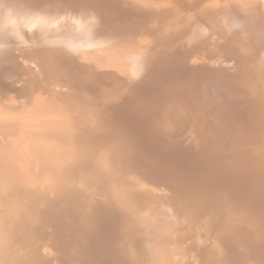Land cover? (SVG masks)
Wrapping results in <instances>:
<instances>
[{"label":"bare ground","instance_id":"bare-ground-1","mask_svg":"<svg viewBox=\"0 0 264 264\" xmlns=\"http://www.w3.org/2000/svg\"><path fill=\"white\" fill-rule=\"evenodd\" d=\"M137 1L135 0L134 2L133 0H0V106L1 108L2 105L7 103L5 99L7 97L8 98L11 97V95H9V92L11 90L16 91V89L18 88L17 84L15 83L16 81L14 82L13 77L14 75H16L14 74L15 72L19 74L17 72L18 71L17 68L21 69L23 67L24 69L22 68V70L27 71L26 73H28L29 78H31L30 80H28V82L32 80L31 84L30 82L29 83L27 82L29 84L28 86L29 89L31 88L32 91L35 90L37 91L41 89L43 93L46 92V94H44L45 96H48L51 93L53 94L56 93V98H55L56 106L62 103L68 104L69 108L70 107L73 108V111L75 113L73 115H75V118L76 117L78 118L77 119L78 121H80L81 119L87 116L88 112H86L85 110L86 108H91L93 109V111H99V107H101L102 105L107 106L106 110L108 111L109 109L110 111L106 113L107 114L106 117L107 119H109L108 122L107 121L106 122L109 123V128H111L109 132L111 133L112 137H114L115 139L119 138L122 141L123 132L130 135L133 134L134 136L137 135L138 137L137 140L142 145L149 146L150 148L152 147L153 150L158 151L157 153L159 154H157V156L161 158L162 161H164V165L162 166H164L165 169H168L169 173L173 172L174 175H176L177 173L178 174L181 173V176H183L184 179L187 178L186 180L188 181V183L192 184L194 188L197 186L205 193L210 192L213 193L212 195L214 194L216 195L218 193L220 196H222L224 192L246 195L254 191L256 195V200H254L255 207L256 208L260 207V210L257 211V214L255 216L258 217L260 223L262 221L264 223V210H261V206H263L264 203V152H260L259 154L255 153L254 151L246 152L245 151L246 149L243 148V144L241 143L242 139L240 137L243 136L245 132V126L242 125L243 123L242 121L244 119H247L251 122V124H254L258 120L260 122L262 117L261 115H259V117L261 118L258 119V116L252 114L253 112L247 107L246 108L244 107L245 108L243 109L244 111L236 110L238 103L242 101L241 99L242 95L239 94L237 91V89L240 87H238V85H236L235 82L229 79L227 76L220 73V71L224 68L223 64L222 66L219 65V61L210 62L208 61L209 59L207 58H203L201 61L196 59L195 60L191 59L192 54L190 52L194 48V46H197L199 44L202 46L205 45L206 43L213 42L214 40L215 42L218 41V43L221 45H227V46L230 45L232 48L240 49L248 57L249 59L248 61H250V64L254 69V72L256 71L258 77L261 78L264 82V0H164V1L151 0L150 5L147 2L149 0L147 1L145 0L146 2H142L141 0V3H145V4L147 3V5L140 4L139 3L140 0L138 1L139 4H137ZM168 20H172V21L166 23V21ZM183 47L184 50H181ZM209 53L210 52H208V55ZM220 54L217 53V56ZM20 64H23L21 65L22 67L19 66ZM211 70L214 71L213 74L206 76L208 72ZM39 71L48 75L49 78L45 79L41 77ZM23 73L24 72H22V74ZM16 76L15 79L18 77ZM24 76L25 75L23 74L22 77ZM58 77L60 80L56 81ZM10 79H13V81H11ZM19 79H21V77H19ZM21 80L23 81V79ZM17 81L19 80L17 79ZM63 82H67L68 85L63 87ZM253 82L255 83V81ZM24 84L26 83L24 82ZM50 84H54V85L56 84L57 86L50 89L48 87V85ZM67 89H72L73 91L70 90L72 91V93H69ZM17 90H21V89H17ZM57 92L59 93L61 92V94L58 95ZM105 95L107 96L105 97ZM261 95L263 96V94ZM29 96L31 97L33 95H29ZM39 96H43V94H40ZM168 96L175 97L178 100V102L183 101V103H186L185 105L189 107V110L192 113L193 112L200 113L202 123H204L206 127V129L204 130L208 131L210 134L206 138L208 140H206L205 143L206 145L205 150L211 156L207 160L208 165H206L205 161H203L205 160L203 156L200 157L201 153L199 152H200V145L202 146V143L200 145H198L197 143L184 145L182 143H179V141L176 142L169 135L164 133L165 130L163 131L162 128L159 127V124L157 126L156 121H158V118L156 116H158L159 113L157 112L158 109L153 108L154 104L157 103V105H159V103L162 100L164 101V98ZM102 97H105L104 104L102 103L104 102V99ZM108 98L110 99L107 100ZM28 99L29 97L27 98V100ZM248 99H250V97ZM46 100L45 103L47 105L48 100L47 101ZM243 100L246 99L243 98ZM139 101H141L142 103H139ZM254 102L256 101L254 100ZM164 105L166 104L164 103L163 107ZM51 108L53 107L51 106ZM66 108H68V106ZM7 110L9 111V109ZM162 110L165 109L162 108ZM53 112L54 109L52 113ZM20 113L19 115L18 114L17 115L13 114V115L20 116L21 115ZM55 113L57 115V112ZM34 115H36V113ZM24 116L25 114H23V117ZM39 117L40 118L44 117L45 119H47L48 115L46 113L44 115L40 113ZM171 117L173 118V116ZM44 118L43 120H45ZM79 118L81 119L79 120ZM69 119L71 118L69 117ZM15 120L16 119H12L13 122H15ZM98 120L100 119L98 118ZM40 121L42 120L40 119ZM58 121H60V119ZM40 123L42 124V122ZM84 123L85 122H83V124L81 123L80 124L84 126L85 125ZM19 124L16 125L19 126ZM26 124H28V122ZM248 126L249 125H247V127ZM15 127L16 126H14V124L12 125L4 124V123L0 124V159L1 162L4 160L5 161L4 163H7V165H9L10 169L14 173H17L19 169L17 165L19 164L20 161L19 159L22 156L16 147L14 146L11 148L5 147L3 144L4 141L2 139V137L4 135H7L9 132H11V130L13 132ZM87 131L88 130L86 128L85 132ZM261 131L264 132V127ZM254 132L256 133V131ZM105 136L103 137V139L105 138ZM187 137L188 136H186V138ZM81 138H83V136ZM23 139L25 140V138ZM29 139L33 141L34 138L32 139L29 136L28 140ZM36 139H38L37 136ZM154 139L157 141V144L151 143ZM238 141L240 144L238 143ZM257 142H259V140H257ZM18 146L19 145H17V147ZM163 146L165 150L167 148L168 152L163 149H160ZM35 147L36 146H34V148ZM37 147H40V145L38 146L37 144ZM39 150H41V148ZM105 151L107 152V150ZM195 154L198 155L196 156L198 158L197 160L194 157ZM34 162L35 161H33V163ZM145 162H147V159H145ZM160 162L158 164H160ZM169 166H171L172 169L169 168ZM7 168L8 167H6L5 169ZM20 172L21 171H19V173ZM147 173H148L147 175H149L151 180L158 179L155 176L157 172H155L154 175L149 172ZM115 174H117L116 178L121 176L118 172H114L113 176H115ZM16 179L17 178H15V180ZM8 181L11 182L10 180ZM3 184H1V186ZM5 185H4V189L7 191ZM197 187L195 189H198ZM19 189L17 191H19ZM106 189L109 190L108 187ZM209 195L211 196V194ZM223 198L225 199V197ZM210 200L212 201V199ZM228 201L231 202V200L228 199H225L224 202L221 201L224 203V209L226 213L223 214H225V217H227V219H225V221L223 220L225 223L222 222L223 223L222 224L220 222V224L222 226V231H224L223 229L226 227L227 229L229 228L227 230L228 236L226 243L228 245L229 252L232 256L231 258L233 259V261L234 260L238 261L237 262L238 264H240L242 261L243 262L246 261L247 258L252 259L253 262L256 264H264V230L260 231L259 233H256L255 231L251 230L248 227L243 226V228H238V227L234 228L231 224H229L228 214H227L229 208V206H227ZM17 202H14L15 206ZM159 203H157V205H159ZM160 204H162V202ZM163 205H164L163 207H161L160 209L158 208L152 214L148 212L145 215L144 234L147 235V237L157 236V234L159 235L160 231L162 232L163 227L169 228V227H173L174 224H176L179 216H177L172 211L173 210L172 208H170L172 209L170 210L169 206L166 207L165 204ZM221 206L223 207V205ZM10 210L8 211L10 212ZM220 211L221 210H219V212ZM112 212L110 213L112 214ZM2 213H4V211L1 212V214ZM215 215L216 214H214V216ZM219 215H221V213ZM30 216L31 215H29V221L32 219L30 218ZM119 217L121 218V216ZM238 217H240V215L237 216V218ZM37 220L40 219L37 218ZM32 221L35 222L34 217ZM32 221H30V223ZM110 222L107 223L106 227H104L103 229L101 228L99 231H96V233L94 234L92 233V235L89 237L88 245L86 246V244H84L86 246L84 248H86L87 250H85L82 246H80L81 254L84 253V255H82L83 264H119L124 260V254L122 253L123 251L117 252L115 249V247L117 246L114 247L112 245L113 244L112 240L116 236L115 234L117 228L115 229V225L111 226L112 222L111 223ZM17 224L18 223H16V225ZM6 225H9V223ZM35 225H37V222L35 223ZM206 225H209V222L206 223ZM211 225L213 224L210 223L209 226ZM30 226L33 227V225ZM70 227L72 228V226ZM174 227L173 230L175 229ZM211 227H207V228H211ZM217 227L221 228L220 225ZM40 228H41V224H40ZM73 229L75 230L76 228L73 227ZM211 229L213 230V228ZM214 229L218 230L217 228ZM171 233L170 234L166 233V234L168 236L171 235ZM33 234L34 233L30 234V236H34ZM210 234L211 233H209V235ZM217 234L218 232L216 233V235ZM2 235H3L2 229L0 228L1 238ZM23 235H25V232L24 234H22V236ZM161 235L164 236L165 235L164 232ZM73 236L75 237V235ZM202 236H204V233ZM3 240H7V239L2 238V241ZM17 240H19V238ZM208 240H210V238ZM77 243L75 244L77 245ZM139 243L142 244V242ZM198 243H200V241ZM194 245L196 246V244ZM73 246L74 244L73 245L71 244L72 248ZM142 247H144V245ZM149 247H153L151 242H148L146 246L147 249H149ZM13 249L15 250V246L13 247ZM107 250L112 251V256L110 258H103L102 254L105 251L107 252ZM198 253H195L197 264H200L201 262L203 264L213 263L206 257H205L206 259L205 258L201 259V256ZM29 256L28 258H30ZM12 259L11 261H13ZM204 260L206 261L204 262ZM194 261L196 260L194 259ZM233 261L231 262L233 263Z\"/></svg>","mask_w":264,"mask_h":264},{"label":"rangeland","instance_id":"rangeland-1","mask_svg":"<svg viewBox=\"0 0 264 264\" xmlns=\"http://www.w3.org/2000/svg\"><path fill=\"white\" fill-rule=\"evenodd\" d=\"M133 1L135 2V0ZM138 1H137V4L140 3V4L147 5V3L146 4L141 3V0L139 3ZM146 1L142 0V2H146ZM150 1L151 0L147 1L149 5H150ZM161 1H164V0H161ZM171 21L172 20H168L166 21V23H169ZM217 43L218 41L215 42L214 40L213 42L206 43L205 45H202V46L200 44L197 46H194V48L190 51L192 54L191 59H194V60L196 59V60L201 61L203 58H207L209 59L208 61L210 62L219 61V65L222 66L223 64L224 68L220 71V73L227 76L229 79L234 81L235 84L238 85V87H240L237 89V91L239 94L242 95V98H241L242 101L240 100L241 102L238 103L236 110L244 111L243 109L247 107L253 112L252 114H255V116L256 115L258 116V119L262 117L261 120H263V121L260 120V122L258 120L256 123H254L255 125L251 124V122L247 119H244L242 121L243 122L242 125L245 126L244 135L240 136L242 139V141L241 140L240 141L243 144V148L246 149L245 150L246 152L254 151L255 153H258V154L260 152H264V149H263L264 148L263 146L264 132L261 131L264 127V112H262L264 111V97H263L264 96V93H263L264 92V89H263L264 82L261 78L258 77L257 72L256 71L254 72V69L252 68L250 64V61H248L249 60L248 57L245 55V53L242 50L237 49V48H232L230 45L227 46V45H221ZM181 50H184V47ZM220 51H221V54H220ZM208 52H210L209 55H208ZM217 53H219L220 55L217 56ZM222 54L224 55V57ZM21 65L23 64H20L19 66L22 67ZM22 68L21 69L17 68L18 70L17 72L19 74H17L16 72L14 74H16L18 77L16 75H14L13 77L14 82L16 81L15 83L18 86L17 89H21V90H17V89L16 91L11 90L9 92V95H11V97L9 98L7 97L5 99L8 104L6 103L2 105V108L0 106V109L1 110L3 109L2 111L0 110V124H3V123L8 124V125L14 124V126L16 127L18 126L16 124H19V123L21 124V125L19 124L17 128L15 127L13 132L11 130V132H9L7 135H4L2 137L4 141L3 144L7 148H11L13 146L16 147L22 156L19 159L20 160L18 164L19 166L17 165V167L19 168L17 173H14L10 169L9 165H7V163H4L5 162L4 160L1 162V159H0V164H1L0 165V182L1 184L4 183L2 186L0 184L1 186L0 187V197H1L0 198V202H1L0 203L1 205L0 206V219H1L0 228L2 229V234H3L2 238L7 239V240L2 241V238L0 236V241H2L0 242V260L2 261V262L0 261V264H44V263L45 264L46 263L47 264H70V263L71 264H83L82 255H84V253L81 254L80 246H82L83 248L86 247L88 245L89 237L92 235V233L94 234L96 233V231H99L101 228L103 229L104 227H106V224L109 223L110 221L112 222V223L110 222L111 226L115 225V229L117 228V231L115 234L116 236L112 240L113 242L112 245L114 247L117 246L115 247L117 252L123 251L122 253L124 254V260L119 264H168V263L169 264H197L195 253H198V252H199L198 254H200L201 256V259H204L206 257L210 261L213 262L211 264H214V263L215 264H220V263L221 264H224V263L225 264H238L237 263L238 261H235V260L233 261V259L231 258L232 256L229 252L228 245L226 243L227 236H228L227 230L229 228L227 229L226 227L223 229L224 231H222V226L220 224V222L222 223L225 221V219H227V217H225V214H223V213H226L223 202L225 201V199L231 200V202L229 201L227 202L228 203L227 206H229L228 213H227L229 224H231L234 228L235 227L243 228V226L248 227L251 230L255 231L256 233H259L260 231L264 230V223L263 221L260 223V221L258 220V217L255 216L257 214V211L260 210V207H257V208L255 207L254 200H256V195L254 191L246 195L224 192V194L222 195L223 197H225L224 199L218 193L216 195L215 194L212 195L213 193H210V192L205 193L201 189H199L197 186L196 187L198 189H195L196 187L194 188L192 184L188 183V181L186 180L187 178L184 179L183 176H181V173L179 174L177 173L178 175L177 174L174 175L173 172L169 173L168 172L169 170L165 169L164 166H162L164 165V161H162L161 158L157 156V154H159L157 153L158 151L153 150L152 147L150 148L149 146L142 145L137 140L138 138L137 135L134 136L133 134L130 135V134L123 132L122 141L119 138L115 139L114 137H112L111 133L109 132L111 128H109V123H107L109 119H107L106 117L107 116L106 113L110 111L109 109L108 111L106 110L107 106L102 105L101 107H99V111H93V109L91 108H86L85 110L86 112H88L87 116L84 117L83 119L79 118V120L80 119L81 120L78 121L77 120L78 118L77 117L75 118V115H73L75 114L73 111V108L70 107L71 108L70 109L68 104L66 103H62L64 105L59 104L61 108L59 105L56 106V101H55L56 93L55 94L51 93L48 96H45L44 94H46V92L43 93V91L40 88H38L40 90H37V91L36 90L32 91L31 88L29 89L28 83L30 82L31 84L32 80L28 82V80H30L31 78H29L28 73H26L27 71L25 70L23 71ZM22 72H24L23 73L25 75L24 77H22L23 75ZM39 72H40L41 77L45 79L49 78L48 75L42 73L41 71ZM213 72H214L213 70L209 71L206 76L213 74ZM15 76L17 77L16 79H15ZM19 77H21L23 81L19 79ZM13 79H10V80L13 81ZM17 79L19 81H17ZM58 80H60L59 77L56 81ZM253 81H255V83ZM24 82L28 85L24 84ZM67 85H68L67 82H63V87ZM55 86L57 85L56 84L48 85L50 89L54 88ZM67 90L69 93H72L73 91L72 89H67ZM27 92L28 93L30 92V93L28 94ZM57 93L58 95L61 94V92L60 93L57 92ZM27 94L29 97L28 100H27L28 98ZM40 94H43V96H39ZM261 94H263V96ZM29 95H33V96L30 97ZM106 96L107 95H105V97ZM105 97H102V98L104 99ZM169 97L170 96L164 98V101L162 100L161 101L162 103L160 102L159 105H157V103L154 104L153 108L158 109L157 112L159 113V115L156 116L158 118V121H156L157 126L159 124V127H161L163 131L165 130L164 133L169 135L176 142L179 141V143H182L184 145H188L191 143L192 144L197 143L198 145H200L202 143V146L200 145V152H199L201 153L200 157L203 156V158L205 159L203 161H205V164L208 165L207 160L211 156L205 150V146H206L205 143H206V140H208L206 138L210 134L208 131L204 130L206 129V127H205V124L202 123L200 113L199 112L192 113L189 110V107L185 105L186 103H183V101L178 102V100L173 96L170 98ZM249 97L250 99H248ZM256 97L259 98L260 100L257 99ZM243 98L246 100H243ZM109 99L110 98H108L107 100ZM45 100L48 102L47 105L45 103ZM254 100L256 102H254ZM53 101L55 104L53 103ZM242 102L244 103V105ZM102 103L103 104L105 103V99H104V102ZM139 103H142V102L139 101ZM164 103L166 105H164L163 107ZM167 103H170V104H167ZM65 105H67L68 108H66L67 106ZM51 106L53 108H51ZM58 106L60 109L58 108ZM155 106L156 107L158 106L159 108L158 107L156 108ZM165 107L168 108L169 110L166 109ZM260 107L262 111L260 110ZM162 108H164L166 111L162 110ZM7 109H9V111L11 112H9ZM53 109H54V112L52 113ZM66 111L67 112L69 111L68 115ZM55 112H57V115ZM19 113L21 114L20 115L21 117L13 115V114L19 115ZM22 113L25 114L24 116L25 118L23 117ZM35 113L36 115H34ZM40 113H42L43 115L46 113L48 115V118L45 119L43 117L45 119L43 120V118L39 117ZM259 115H261V117H259ZM68 116L71 119H69ZM171 116H173V118ZM97 117L100 120H98ZM66 118H68L69 120ZM12 119H16L15 122H13ZM40 119L42 121H40ZM59 119L60 121H58ZM4 120L5 121L9 120V121L5 122ZM27 122L28 124H26ZM40 122H42V124ZM78 122H80L81 124L85 122L84 123L85 125L83 126ZM23 123H25L26 125ZM247 125L249 126L247 127ZM86 128L88 130L87 131L88 135H87V132H85ZM254 131H256L258 135ZM28 135L30 136V138L32 139L34 138L33 141L31 139L28 140L29 138ZM36 136L38 139H36ZM80 136L81 137L83 136V138H81ZM104 136L105 138L103 139ZM186 136H188L189 138L188 137L186 138ZM23 138H25V140ZM257 140H259V142H257ZM153 141L151 143L157 144V141L155 139ZM37 144L38 146L40 145V147H37ZM17 145L19 146L17 147ZM34 146L36 147L34 148ZM40 148L41 150H39ZM160 149L165 150L164 146ZM105 150H107V152ZM165 151L168 152L167 148ZM197 154L194 155L196 160L198 159L196 157L198 156ZM38 155H39V158H38ZM145 159H147V162L149 164L145 162ZM33 161L35 162L33 163ZM159 162L160 164H158ZM6 167L8 168L5 169ZM169 168H171V166H169ZM19 171L21 172L19 173ZM114 172H118L121 175L119 176L120 178L119 177L116 178L117 174L113 176ZM147 172L152 173L153 175L155 174V172H157L155 176L158 179L151 180L149 175H147L148 174ZM5 174L7 175V177ZM15 178L17 179L15 180ZM178 178H179V181H178ZM8 180H10L11 182H9ZM4 185L7 191L4 189ZM107 187L109 188V190L106 189ZM187 187L190 189H188ZM21 188L23 191L21 190ZM1 189L4 191H2ZM18 189L19 191H17ZM209 194H211V196ZM210 199H212V201ZM14 202H17L16 206ZM159 202L160 203L162 202V204H160ZM157 203H159L160 206L157 205ZM163 204H165L166 207L169 206V209L172 208L173 210L172 209L170 210H172L177 216H179L176 224H174V226L176 227L173 226L175 228L174 230H173V227H169V228L163 227L162 232L160 231L161 233L159 232V235L157 234V236H154V237H151V236L147 237V235L144 234V230H145L144 217L148 212L152 214L158 208L160 209L161 207H163L164 206ZM221 205H223V207ZM8 210H10V212ZM219 210L221 211L219 212ZM261 210H264V203H263V206H261ZM3 211L4 213L1 214V212ZM110 212H112V214ZM218 213L219 214L221 213V215H219ZM214 214L216 215L214 216ZM29 215L32 216V217L30 216V218L32 219L34 217L35 222L32 221L31 219L30 221L32 222L30 223ZM239 215L240 217H238L239 218L238 220L237 216ZM119 216H121L122 219ZM37 218L40 220H37ZM230 220H233V221H230ZM207 221L209 222V225L210 223L213 224L211 225L212 227L209 225H206V223H208ZM36 222H37V225H35ZM8 223L9 225H6ZM16 223L18 224L16 225ZM26 223H28L29 225ZM71 223H74V224H71ZM83 223H86V224H83ZM38 224H39V227H38ZM40 224H41V228H40ZM30 225H33V227ZM216 225L217 226L220 225L221 228L217 227ZM70 226H72V228ZM73 227L77 229V230L75 229L77 232L73 229ZM207 227H211L213 228V230ZM214 228H217V229L219 228V229L216 230ZM24 232H25V235L22 236ZM163 232L165 234L164 236L161 235L163 234ZM208 232L211 234L209 235ZM217 232L218 234L216 235ZM32 233H34L33 234L34 236H30V234ZM166 233L168 234L171 233V235L167 236ZM203 233H204V236H202ZM14 234L16 235V237ZM73 235H75V237ZM208 237L210 238V240H208L209 239ZM18 238L19 240H17ZM76 240L79 243H77ZM199 241L201 244L198 243ZM134 242H137V243H134ZM139 242H142V244H140ZM148 242H151L154 248L149 247V249H147L146 246ZM75 243H77V245ZM71 244L72 245L74 244L73 248L71 247ZM84 244H86V246ZM194 244H196V246ZM34 245H35V248H34ZM143 245L144 247H142ZM14 246H15V250L13 249ZM200 246H201V249H200ZM84 249L87 250L86 248ZM208 249H211V250H208ZM108 251L109 250H107V252L106 251L103 252L102 254L103 258H110L112 256V251H109V252ZM28 256L31 259L28 258ZM11 259L13 261H11ZM194 259L196 261H194ZM24 260H27V261H24ZM247 260L244 262L242 261L241 263L242 264H248V263L256 264L250 258H247ZM205 261L206 260H204V262ZM231 261H233V263Z\"/></svg>","mask_w":264,"mask_h":264}]
</instances>
